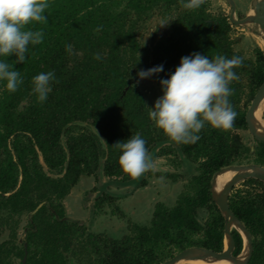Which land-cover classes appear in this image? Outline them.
Listing matches in <instances>:
<instances>
[{
	"label": "trees",
	"instance_id": "1",
	"mask_svg": "<svg viewBox=\"0 0 264 264\" xmlns=\"http://www.w3.org/2000/svg\"><path fill=\"white\" fill-rule=\"evenodd\" d=\"M186 2L51 0L45 13L47 23L31 26L42 30L44 39L30 46L24 63L15 64L24 83L14 93L0 83V232L5 226L10 228V238L0 243V264H23L24 257L25 264H67L68 255L85 259L84 264H161L190 246L222 249L224 219L212 200L210 181L220 167L240 163L248 147L231 128L210 125L202 129L196 143L177 144L149 119L136 85L140 70L162 64L164 71L152 76L160 84L182 57L194 52L210 58L216 54L242 57L233 48L228 16L211 12L209 0L194 10L185 8ZM173 7L179 13L167 23L168 36L150 49L149 57L141 58L139 34L144 23L154 10ZM9 59L11 63L16 58ZM250 65L251 101L264 81L260 47L255 48L254 61L243 58L235 69L239 79L230 84V100L237 112L234 127L246 124L239 105L242 76ZM48 71L55 73L56 80L47 101L40 103L31 81ZM77 122L86 125L75 132ZM136 133L146 140L148 153L158 142H165L157 156L178 150L198 164L197 173L173 206L156 203L148 224L131 223L129 232L118 238L89 232L83 223L66 216L62 200L83 174L94 175L96 180L100 174L119 182L131 180L122 172L121 153L113 145ZM258 144L257 156L264 160V142ZM164 175H173V180L178 177ZM146 184L144 179L140 185ZM115 198L105 191L95 206L100 208ZM229 200L231 210L253 237L248 264H264V192ZM204 208L214 217L202 223L198 216ZM22 213L30 217L24 239L17 244L13 217ZM111 213L124 216L118 205L111 207ZM232 234L239 252L242 238L236 231Z\"/></svg>",
	"mask_w": 264,
	"mask_h": 264
},
{
	"label": "clouds",
	"instance_id": "2",
	"mask_svg": "<svg viewBox=\"0 0 264 264\" xmlns=\"http://www.w3.org/2000/svg\"><path fill=\"white\" fill-rule=\"evenodd\" d=\"M203 0H187L185 8L197 9ZM51 0H0V83L14 93L24 83L15 64L24 63L30 46L43 43L44 32L33 25L47 23L46 10ZM161 23L163 26L168 23ZM71 48V45L68 46ZM15 60L9 63V57ZM96 59H100L99 55ZM243 64V58H231L216 54L209 57L194 52L181 58L179 65L168 78L161 79L162 95L153 107H148V117L177 144H194L207 125L218 129L233 126L237 112L230 97L232 81L239 79L235 69ZM164 71V66L140 70V79L150 78ZM56 80L53 71L40 72L31 81V90L40 103L47 101ZM119 165L123 173L139 178L153 168L146 140L139 133L118 141Z\"/></svg>",
	"mask_w": 264,
	"mask_h": 264
},
{
	"label": "rangeland",
	"instance_id": "3",
	"mask_svg": "<svg viewBox=\"0 0 264 264\" xmlns=\"http://www.w3.org/2000/svg\"><path fill=\"white\" fill-rule=\"evenodd\" d=\"M236 3V14L238 18L243 17L250 7L251 0H234ZM208 8L215 14L229 16L230 5L226 0H209ZM179 13L175 7L167 11L156 9L151 17L144 23L139 34V42L144 53H138L141 58L149 57L150 49L160 40L165 39L169 34L167 24L160 26L167 19H173ZM170 19V20H171ZM230 35L233 41V48L241 54V56L252 62L255 59V48L260 47L264 52V45L258 39L253 31L246 27H240L232 24ZM242 76L243 92L240 101V110L246 111L250 104V91L254 88L251 86L249 79V68ZM147 70V69H143ZM137 88L142 93L147 107H153L155 101L163 94L161 85L156 84L152 77L140 79L136 83ZM264 109V108H263ZM260 118L264 124V110L261 112ZM74 131H79L86 124L77 122ZM90 127V126H89ZM93 131L96 130L90 127ZM231 133L239 135L243 144L248 147V151L242 154L239 161H254L258 158L257 148L258 143L248 130H239L236 127H231ZM39 162L46 169L41 156ZM151 162L153 168L146 174V185H120L117 180L110 179L100 174V179L96 180L94 175L83 174L78 183L75 184L68 195L62 200V205L65 214L68 218L80 221L84 224L89 232L105 233L107 236L118 238L129 232L131 223L148 224L151 219L156 203L161 202L164 205L171 207L175 204L178 196L188 190V185L191 177L197 173L198 164L192 163L185 159L182 153L178 150L174 154L157 156L155 155ZM176 165V166H175ZM149 172L152 174L149 175ZM164 173L178 175L177 180H173V175L167 177ZM173 178V179H172ZM249 181V180H248ZM248 181H240L235 184L231 190L229 198L239 199L242 196H256L260 193V189ZM102 190V191H101ZM108 191L116 198L111 202L103 203L100 208H96L95 201L103 192ZM118 205L124 216L111 213V207ZM30 213H22L13 217L16 220L14 226L15 240L19 244L24 239L25 226L29 220ZM205 208L200 210L198 218L202 223L213 219ZM235 229L233 228V231ZM236 231V230H235ZM10 238L9 226L3 227L0 232V243ZM177 252H174L175 254ZM170 258V257H168ZM167 258V259H168ZM85 259H78L75 256L68 255L67 264H84ZM162 264V262H161ZM181 264H189L187 262Z\"/></svg>",
	"mask_w": 264,
	"mask_h": 264
},
{
	"label": "water",
	"instance_id": "4",
	"mask_svg": "<svg viewBox=\"0 0 264 264\" xmlns=\"http://www.w3.org/2000/svg\"><path fill=\"white\" fill-rule=\"evenodd\" d=\"M230 5L229 21L231 24L246 27L254 33L264 36V0H251L250 8L253 13H246L243 17L238 18L236 14V3L234 0H226ZM251 24L256 27L253 30ZM264 100V81L260 84L255 92L245 113V121L248 131L257 140L264 142V124L257 119L258 107ZM264 110V109H263ZM262 114V113H261ZM262 120V119H261ZM165 142H158L155 147L148 153L153 158L159 147L164 145ZM152 160V159H151ZM231 173L228 181H225V176ZM147 172L139 178H132L131 180L119 182L120 185H140L146 178ZM248 178H254L264 183V167L255 164H230L220 167L212 175L210 181L209 191L213 202L220 211L224 219V245L221 251L203 246H190L186 247L179 252L173 254L170 258L166 259L162 264H181L188 260L201 259L205 261H220L225 260L230 264H248L253 253L252 235L244 223L235 215L229 206V197L231 190L235 184ZM102 191V190H101ZM233 228L240 234L242 238V248L236 255L233 254L236 249V242L233 237ZM26 258L23 259L25 264Z\"/></svg>",
	"mask_w": 264,
	"mask_h": 264
},
{
	"label": "bare ground",
	"instance_id": "5",
	"mask_svg": "<svg viewBox=\"0 0 264 264\" xmlns=\"http://www.w3.org/2000/svg\"><path fill=\"white\" fill-rule=\"evenodd\" d=\"M247 13H250L252 14L253 13V10L249 7ZM253 30L256 29V27H254L253 24H251L250 26ZM254 33V32H253ZM256 34V36L258 37V39L261 41V43L264 45V36L261 35V34H257V33H254ZM264 108V100L263 102L261 103V105L258 107V110H257V119L262 123V120L260 118L261 116V112ZM231 173H228L226 176H225V181H228V179L231 177ZM187 263L189 264H230L228 261H225V260H218V261H205V260H201V259H196V260H188L186 261ZM185 263V262H184Z\"/></svg>",
	"mask_w": 264,
	"mask_h": 264
},
{
	"label": "flooded vegetation",
	"instance_id": "6",
	"mask_svg": "<svg viewBox=\"0 0 264 264\" xmlns=\"http://www.w3.org/2000/svg\"><path fill=\"white\" fill-rule=\"evenodd\" d=\"M248 11V10H247ZM240 112H242V111H240ZM244 112V119H245V113H246V111H243ZM245 123H246V121H245ZM237 129H239V130H248V128H247V124H245V126H243V127H236ZM249 132V131H248ZM257 143H259V142H261V141H257L255 138H253ZM258 146H259V144H258ZM248 163H255V164H259V165H261V166H263L264 167V160H261V159H259V158H257V159H255L254 161H245L244 163H242V162H240V163H234V164H248ZM251 181V183H252V185L253 186H256L257 188H259L260 189V193H262V192H264V183L263 182H261V181H259V180H257V179H254V178H248V179H245L244 181ZM230 199V198H229ZM230 201V200H229ZM236 215V214H235ZM240 220H241V218L238 216V215H236ZM242 221V220H241ZM243 222V221H242ZM244 223V222H243ZM245 225V224H244ZM246 226V225H245ZM235 231V230H234ZM237 232V231H236ZM252 241H253V237H252ZM222 249H223V247H222ZM221 249V250H222ZM220 250V251H221ZM241 250V249H240ZM240 250H239V252H240ZM216 251V250H215ZM239 252H237V248L234 250V252H233V254L234 255H236V254H238Z\"/></svg>",
	"mask_w": 264,
	"mask_h": 264
}]
</instances>
